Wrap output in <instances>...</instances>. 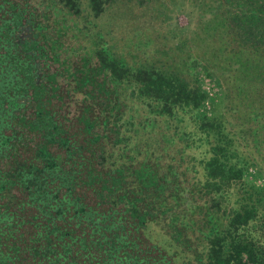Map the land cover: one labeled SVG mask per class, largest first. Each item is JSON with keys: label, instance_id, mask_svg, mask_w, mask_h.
Listing matches in <instances>:
<instances>
[{"label": "trees", "instance_id": "obj_1", "mask_svg": "<svg viewBox=\"0 0 264 264\" xmlns=\"http://www.w3.org/2000/svg\"><path fill=\"white\" fill-rule=\"evenodd\" d=\"M242 1L240 16L239 0H198L192 41L156 48L111 42L97 23L112 6L145 13L153 0H47L45 11L0 0V264H264V190L233 201L250 186L240 148L264 164V0ZM61 19L84 38L98 28L89 52ZM200 69L223 90L222 116L198 112ZM187 107L218 139L203 180L190 132L169 123Z\"/></svg>", "mask_w": 264, "mask_h": 264}, {"label": "rangeland", "instance_id": "obj_2", "mask_svg": "<svg viewBox=\"0 0 264 264\" xmlns=\"http://www.w3.org/2000/svg\"><path fill=\"white\" fill-rule=\"evenodd\" d=\"M30 1L32 4L37 5L40 8V11H45L46 3H44L47 0H27ZM154 2H151V5H148V9H150L148 12L146 11L141 12L137 9L133 8L134 4H131L130 7H121L120 5L112 6L109 10H107V13L105 14L104 18L101 21L97 20V23L103 27L102 33L105 34L106 38L111 39V42H113V38H115L114 41H118L119 39H123L126 41H130L132 43H139V39H144V41L148 42L153 47L156 46H165V47H179L182 40H187V43L191 42L197 29L199 28L200 21H201V15H202V4L197 3L198 0H170L174 2L173 5H175L172 9H169V5L167 3V0H161L165 1L166 10L164 14L161 13H154L153 10H156L158 5L160 4V1L153 0ZM156 1V2H155ZM178 1V2H177ZM127 3V1H125ZM239 3L241 5L239 7H236V10H240L239 15L243 16L246 11V4L244 1L239 0ZM133 6V7H132ZM136 7V6H135ZM228 6H225V8ZM147 9V8H146ZM250 11V10H249ZM45 13V12H44ZM46 13H49L47 11ZM250 13V12H247ZM167 14V15H166ZM170 16H169V15ZM263 15V14H262ZM164 20H167L169 23H164ZM64 23H67L69 27V34L73 35L74 33V39L73 41L78 44L82 45L84 49L88 48V52L92 48V40L95 39V34L98 31V28H95L93 25L90 28V34L82 36L81 34L78 35L77 31L75 29V23L72 19L69 21H63L61 19V25L63 26ZM77 24L83 26V29L85 28V24L83 22H78ZM76 24V25H77ZM90 27V26H88ZM74 29V30H73ZM218 30V29H216ZM73 31V33H71ZM222 33L224 31L221 30ZM220 30L217 31V40L216 44L221 45L220 47L226 46V40L223 39V43H221L220 36H221ZM202 32H200L201 34ZM201 38L203 42L205 43V30L203 31ZM207 38V37H206ZM211 41L212 40H208ZM236 45H238L235 42ZM190 45V44H188ZM151 46V47H152ZM241 46V45H238ZM81 47V48H82ZM157 48V47H156ZM64 60V57H62ZM80 58L78 57H72L70 59V63L74 65H80ZM62 68L65 70V73L63 76L59 77V83L61 85H64V83H67L68 77L66 74V65L63 64V61L60 62ZM74 67V66H73ZM72 67V68H73ZM56 69V66L51 67L50 69H45V71H50L53 73ZM60 72H62L61 69H59ZM56 72V71H55ZM198 86L200 87L202 93L206 95V99L203 102V105L198 110L200 112V115H208L210 117L214 116H222L225 112L223 108L222 98H223V90L221 89L220 84L218 83L217 79L215 77H208L205 72H203L201 69L198 71ZM148 111V109H147ZM191 107H187L184 109L183 113L180 114L179 118L173 120L172 122H169L172 124L173 128L186 130L187 132H190L191 134V140H188L189 143H193L195 141V145L192 149H190V153L194 156L191 163L194 164L197 173L194 175H198L199 178L203 180V175L205 173L204 166L200 163L204 160V158L210 157V149L213 145H215L218 141L216 135L213 133L207 136L204 134V131H201L200 129H197L196 125V115L191 113ZM227 115L225 127H228V134L227 131L224 130L226 137L230 139L234 136L236 132V128L232 130V126L228 125L229 122H232V116ZM230 131H233L234 133H230ZM237 134V133H236ZM229 135V136H228ZM225 141V140H224ZM240 151L242 152L243 157L241 160H245V163H247L245 167V177L250 186L245 190H240L238 188V194H235L233 197V201L240 202L237 203H247L245 198H250L251 203L255 202L257 199L256 196H258L259 190H264V164H262L259 160H257V154L252 147L248 148H240ZM241 162V161H239ZM243 165V164H242ZM263 200L260 201L261 205L264 203V194L261 195ZM239 206V205H238ZM148 237L152 240H156L161 245L165 246L169 251L171 252H177L176 247L172 245V243L168 240L166 236H164L158 229L155 228H149L148 230ZM179 261H181V257H177Z\"/></svg>", "mask_w": 264, "mask_h": 264}]
</instances>
